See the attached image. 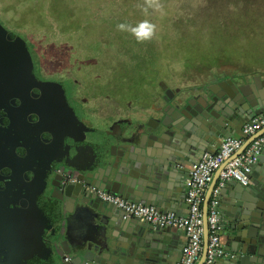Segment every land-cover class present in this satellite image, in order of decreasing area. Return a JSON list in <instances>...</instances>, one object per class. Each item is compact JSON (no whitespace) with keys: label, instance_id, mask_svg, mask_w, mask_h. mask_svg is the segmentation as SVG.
I'll return each instance as SVG.
<instances>
[{"label":"water","instance_id":"1","mask_svg":"<svg viewBox=\"0 0 264 264\" xmlns=\"http://www.w3.org/2000/svg\"><path fill=\"white\" fill-rule=\"evenodd\" d=\"M250 77L223 80L214 85L217 90L211 87L213 93L203 92L189 100L186 93H181L175 105L165 109L169 122L130 121L110 147L93 155L83 154L75 163L66 157L65 165L78 173L77 181H66L62 174L54 175L56 169L52 167L46 169L44 177H53L54 216L50 219L37 205L33 186L29 187L30 192L19 190L15 203L17 221H8L6 215L1 217L8 227L6 239L10 236V224L17 227L13 252L4 255L6 261L2 264H49L56 245L64 248L75 264L166 261L163 251L169 250L170 227L155 226L135 217L124 218L121 209L114 210L109 203L88 192L87 186L95 185L130 201L154 205L162 212L173 210L170 208L174 207V196L169 191L168 179L174 168L197 162L219 137L232 136L243 119L264 115V75H254L248 80ZM257 157L259 162L253 165L247 185L228 181L220 190L223 197L227 190L234 191L233 197L229 195L234 201L222 199L220 205L225 223L222 235L229 255L217 258L213 264H264V148ZM214 189L204 202V250L197 264H203L207 256V217ZM41 191L40 188L38 194ZM72 206L83 211L87 223L86 232L78 242L71 239L68 231L63 236L60 234L61 215ZM108 224L125 227L128 239L121 243L110 241L106 235ZM96 228L101 232L96 233ZM93 232L101 233L103 239L90 236Z\"/></svg>","mask_w":264,"mask_h":264},{"label":"flooded vegetation","instance_id":"2","mask_svg":"<svg viewBox=\"0 0 264 264\" xmlns=\"http://www.w3.org/2000/svg\"><path fill=\"white\" fill-rule=\"evenodd\" d=\"M44 6L34 3L32 7L21 9L20 16L16 14L17 10L0 8V264L5 260L4 255L13 252V235L17 230L15 224H10V236L6 239L8 227L1 217L6 215L8 221H17L19 213L15 203L19 190L30 192L28 189L33 186L35 202L52 219L51 205L56 200L49 197V186L54 188L51 184L53 177L51 182L48 176L44 177L46 169L52 167L56 169L54 175L60 174V169H67L63 157H69L75 163L85 150L88 155H93L96 142L102 143L104 148L115 144V137H120L128 122L136 121L142 112L174 106L181 93H186L188 100L192 98L189 90L158 81L160 92H152L151 102H142L137 96L121 101V94L113 96L115 84L111 82L118 59L110 53L112 50L108 52L110 58L106 62L91 55L84 58L77 50L93 47H85L81 41L77 48L74 46L73 57L71 54L68 59L43 63L38 50L41 44L29 39L24 31L25 28L32 32L43 29L48 33L52 26L39 25V21L28 27L29 23H20V19L26 14L40 19ZM3 14L6 20L1 17ZM73 29L74 32L87 33L80 25ZM87 36L90 40L91 36L88 33ZM48 44L62 48L65 56V49H72L67 42ZM94 49H101V46ZM104 68L108 71L104 72ZM229 76H216L215 81L228 80ZM214 85L199 87L202 93H209ZM132 111L136 116L129 114ZM157 121L151 119L146 123L155 124ZM43 177L45 183L42 187ZM40 188L42 191L38 194Z\"/></svg>","mask_w":264,"mask_h":264},{"label":"rangeland","instance_id":"3","mask_svg":"<svg viewBox=\"0 0 264 264\" xmlns=\"http://www.w3.org/2000/svg\"><path fill=\"white\" fill-rule=\"evenodd\" d=\"M34 3L45 5L39 16L46 22L26 14L20 23L52 26L48 33L24 31L41 44L43 63L73 57L79 41L93 47L77 50L84 58L91 55L106 62L112 50L121 63L111 74L113 96L121 94L123 102L136 96L151 102L152 92H160L158 81L191 92L216 76L264 75V0H159V11L145 0H0V8L17 10L20 16L21 9ZM145 20L156 25L151 39L138 40L118 27H135ZM79 25L90 40L87 33L74 32ZM48 42H67L72 49L66 48L65 56L62 48Z\"/></svg>","mask_w":264,"mask_h":264},{"label":"built area","instance_id":"4","mask_svg":"<svg viewBox=\"0 0 264 264\" xmlns=\"http://www.w3.org/2000/svg\"><path fill=\"white\" fill-rule=\"evenodd\" d=\"M245 151L238 153L245 138L256 133ZM241 136H230L223 139L218 150L206 151L202 157L191 165L190 175L186 182L187 212L178 214L173 211L162 212L154 205L138 203L125 199L114 193L95 186H87L88 192L101 200L121 209L124 218L135 217L155 226L170 227L182 230L186 242L181 250V257L175 264H197L204 250V202L206 188L219 172L220 185L213 190L208 208V248L203 264H213L219 257L229 254L222 242L224 225L220 209V188L231 180L243 185L250 182L253 165L257 155L264 148V115H256L246 120L241 128ZM65 180L77 181L78 173L71 170H59ZM63 261L75 264L71 255L65 253Z\"/></svg>","mask_w":264,"mask_h":264},{"label":"crops","instance_id":"5","mask_svg":"<svg viewBox=\"0 0 264 264\" xmlns=\"http://www.w3.org/2000/svg\"><path fill=\"white\" fill-rule=\"evenodd\" d=\"M259 75V74H258ZM240 76L242 75H231L228 78L229 79H240ZM263 76V75H262ZM252 76L248 79L251 80ZM226 80V79H225ZM216 84L215 79L213 81H210V83L208 84ZM212 88H214L215 90H217L216 86H213ZM202 89L201 87H196L194 88L191 92L190 95L192 96H201L202 93ZM209 93H213L212 91ZM129 114L136 116L135 113L129 112ZM137 118V117H136ZM170 116L167 115V113L165 112V110L159 109L158 111H151V110H147L145 112H142L140 115H138V118L136 119V121L138 122H148L151 119H155V120H167L168 122ZM140 119V120H139ZM247 119H243L242 121H240V123L237 125V127L234 129L233 131V135L232 136H241V128L243 123L248 120ZM259 134L256 133L252 136H248L245 138V142L242 146V148L239 150L238 153H241L242 149L246 146V145H250L252 140ZM226 138L225 136L223 137H219L217 139V142L213 143L212 145H210L208 147L207 151H215L218 150L220 147L221 142L223 141V139ZM105 148L103 147L102 143H97L96 142V146L95 148H93L92 150H94L93 153H98L99 151L104 150ZM84 155H88V152L85 150ZM83 157V156H82ZM81 157V158H82ZM63 159H66V157H63ZM198 161V160H197ZM259 162V159L257 160L256 164ZM193 163H188V164H181V165H177L174 170L172 171V175L169 177L168 179V184H169V191L170 193L174 196V207L170 208L173 209L171 211L176 212L178 214H185L187 212V202H186V182L187 179L189 178L190 175V168L191 165ZM67 168V167H66ZM67 170H69V168H67ZM257 173V172H256ZM260 177H262V174L257 173ZM49 181L51 182L52 180V176L48 177ZM231 181H235V180H231ZM52 184V183H51ZM50 185V184H49ZM220 185V177H219V172H216L212 182L208 185V187L206 188V196L211 192V189L213 187H218ZM243 185L239 182V186ZM223 187V186H222ZM221 187V188H222ZM220 188V190H221ZM52 193H53V188L51 187V185L49 186V197L50 199L52 198ZM233 194L234 191L232 190H227L224 194V197L221 196L220 193V205H221V200L225 199V200H233ZM231 195V196H229ZM205 196V198H206ZM234 201V200H233ZM111 205V207H113L114 210L118 211V208L116 206H112V204H108ZM150 205V204H148ZM77 206V205H76ZM225 206H227L225 204ZM221 209V208H220ZM222 213V211H221ZM61 220L59 221V227L61 228V232L60 234L63 236V234L68 231L69 232V236L71 237L72 240H74L75 242L80 241L83 238V233L86 232V220H85V216L83 215V211L81 209H76L75 206H72L70 210H65L63 211L62 215H61ZM69 219L66 220V219ZM120 219H122V221H124V218H122V216H120ZM222 220H223V225L224 223V219H223V215H222ZM128 221V220H126ZM85 230V231H84ZM96 233L101 232L100 229L96 228L95 229ZM96 233H92L91 235H94L95 238H99V239H103V236L100 234H96ZM107 238H109L110 241H115V242H124L125 240L128 239V232L125 230V227H115L112 225L107 226V232H106ZM186 242V235L182 230L179 229H174L171 228V232H170V237L168 238L167 241V246L169 247V250H165L163 251V253L165 254L164 257L166 259V261L162 262L161 264H175L181 257V250L183 245ZM222 242L225 246V239L222 235ZM55 253H54V257L52 261H48L49 264H63V256L66 253L64 248L60 247L59 245L55 246ZM229 255V254H228ZM216 261V260H215Z\"/></svg>","mask_w":264,"mask_h":264},{"label":"clouds","instance_id":"6","mask_svg":"<svg viewBox=\"0 0 264 264\" xmlns=\"http://www.w3.org/2000/svg\"><path fill=\"white\" fill-rule=\"evenodd\" d=\"M145 3L148 7H154L158 11L162 10V5L159 3V0H145ZM144 11H147V8H145ZM118 27L121 30H130L137 37V39L141 41L151 39L155 34L156 29V25L150 23L148 20L140 22L135 27L127 26L125 24H120Z\"/></svg>","mask_w":264,"mask_h":264}]
</instances>
